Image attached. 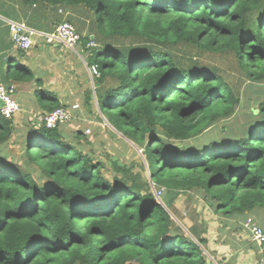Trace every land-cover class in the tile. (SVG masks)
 Listing matches in <instances>:
<instances>
[{
    "label": "trees",
    "instance_id": "1",
    "mask_svg": "<svg viewBox=\"0 0 264 264\" xmlns=\"http://www.w3.org/2000/svg\"><path fill=\"white\" fill-rule=\"evenodd\" d=\"M21 1L58 12V23H72L65 14L73 8L90 14L93 38L79 34L87 65L98 69V109L141 146L151 183L178 193L164 208L132 166L81 152V131L72 142L59 127L31 121L23 151L43 174L39 183L2 149L16 137L15 116L0 115V264H213L209 256L232 264L183 230L173 203L193 191L214 214L264 221V94L240 136L190 142L233 113L240 94L233 78L264 82V0ZM191 51L194 58L180 55ZM208 53H227L229 66L203 61ZM6 73L33 79L24 65L9 64ZM35 95L45 111L60 106L50 92Z\"/></svg>",
    "mask_w": 264,
    "mask_h": 264
},
{
    "label": "crops",
    "instance_id": "2",
    "mask_svg": "<svg viewBox=\"0 0 264 264\" xmlns=\"http://www.w3.org/2000/svg\"><path fill=\"white\" fill-rule=\"evenodd\" d=\"M68 11L69 14L66 11L65 16L72 21L82 36L93 32L90 14L81 11L80 8ZM62 18L58 12H54L45 5L43 8L29 10L24 7L21 0H0V84H13L15 87L13 96L20 107V110L14 115L15 134L21 132L23 121H35L37 114L45 112L37 101L35 95L37 89L45 90L56 96L60 106L79 104V119L85 122L86 127L92 125L94 129L99 128L100 123L94 116L96 113L94 106L87 102V96L90 95L89 99L95 97L94 84L91 82L88 65L85 61L87 52L84 51L81 44L76 47V50H71L61 42H47L42 35L51 33ZM9 20L22 21L28 28L35 29V33L32 34L34 45L29 50H19L12 44L7 25ZM90 36L93 38L92 34ZM9 64L28 67L33 79L14 81L12 78H7L6 72ZM71 124L72 122L63 123L59 128L68 141L76 142L73 137L74 132L71 137L64 132ZM188 195V199L192 200L188 206L187 213L189 215L185 212L182 213L185 221L188 220V224L186 222L178 224L190 236L198 234L206 238L208 248L218 253L217 246L209 234L212 232L208 227L211 222H206L207 219L212 218L209 214L213 215L214 212L195 192H188ZM260 223L264 226V221ZM245 235L249 240L247 234ZM209 257L211 258V256ZM212 260L214 261V259Z\"/></svg>",
    "mask_w": 264,
    "mask_h": 264
},
{
    "label": "rangeland",
    "instance_id": "3",
    "mask_svg": "<svg viewBox=\"0 0 264 264\" xmlns=\"http://www.w3.org/2000/svg\"><path fill=\"white\" fill-rule=\"evenodd\" d=\"M193 52L194 51H191V55L186 52H184L185 54L180 53V55L184 58H194L195 56ZM200 56L205 62L225 68L229 66L231 61L230 55L227 53H208V55L204 54ZM232 81L236 86L240 85L239 103L234 108L233 113L228 117L216 120L206 130L198 135L197 138L190 142L199 144L208 140L209 138H219L226 134L240 136L251 118L250 111H252L253 114H257V103L262 100V96L264 94V82L249 81L244 76L241 78L237 77V79L233 78ZM92 98L87 102L94 106L96 112L94 116L95 119L100 123L99 128L96 127L94 129L92 128V125H88L86 127L85 122L82 119L80 120L77 118L74 122H72L70 127H67L64 130V132H66L68 136L71 137L74 131L80 130L81 132H84L86 128H89L91 133L86 136L83 135L84 138L79 140V145L77 148L81 152L88 154L91 158H93L94 161H103L107 164L111 161H117L121 165L125 164L127 166H132L133 172H140L141 179L147 180L150 184L151 177L148 172H146V168L144 167L146 164V159L141 146L123 136L121 132H118L99 111L96 95ZM30 124L31 121L29 120H25V122L23 121L21 132L16 135L13 134L16 137H11V139L2 147V149L6 154L9 155L10 158L20 163L24 168H28L32 172L37 182L40 183L45 179L43 174L36 172L38 169H36L35 164L26 163L27 160L23 151L25 148L24 137L27 128L31 126ZM141 167L144 168V170ZM101 173L105 178L111 180L113 175L112 170L106 169L104 167L101 169ZM152 185L153 184L151 183L150 186ZM188 197L189 195L186 193L179 195L175 199V205H173V208L182 217V213L185 212L188 214V206H190L192 202L191 198L188 199ZM209 215L212 218L207 219L206 222H211L210 226L208 225V227L212 232L209 234L217 246L219 251L218 255L231 258L230 260L232 264H258L256 252L241 228L242 219L227 217L221 214ZM248 215L253 217L256 216L253 214ZM172 217L174 220L180 222L176 216L173 215ZM204 218L206 219V217ZM182 222H186L188 224V220L185 221L184 217ZM125 264H134V262H127Z\"/></svg>",
    "mask_w": 264,
    "mask_h": 264
},
{
    "label": "built area",
    "instance_id": "4",
    "mask_svg": "<svg viewBox=\"0 0 264 264\" xmlns=\"http://www.w3.org/2000/svg\"><path fill=\"white\" fill-rule=\"evenodd\" d=\"M10 30V40L12 44L22 51L29 50L34 41L32 34L34 30L28 28L24 23L9 20L8 22ZM47 42H61L71 50H76V47L80 44L81 35L76 30L75 26L69 21H62L58 23L51 33L42 34ZM87 46H94L93 41H89ZM91 82L93 84V78L99 75L97 66L92 64L87 66ZM15 87L13 84L3 85L0 84V115L4 118L13 117L20 107L17 101L14 99ZM80 106L77 103L69 106H58L50 111L37 114L35 121L46 128L60 127L63 123H70L79 118ZM84 135H89L91 130L86 128ZM152 193L156 200H159L162 188L151 187ZM241 228L248 235L249 241L254 243L258 247V264H264V226L261 225L256 219L247 215L241 222Z\"/></svg>",
    "mask_w": 264,
    "mask_h": 264
},
{
    "label": "water",
    "instance_id": "5",
    "mask_svg": "<svg viewBox=\"0 0 264 264\" xmlns=\"http://www.w3.org/2000/svg\"><path fill=\"white\" fill-rule=\"evenodd\" d=\"M108 163L110 164V162ZM118 165H121V164L118 162ZM177 193H178L177 191L164 189V191L161 193L160 198H159L164 208L168 207L169 203L175 198V196H177ZM211 261L212 260L208 258V262L210 263Z\"/></svg>",
    "mask_w": 264,
    "mask_h": 264
},
{
    "label": "clouds",
    "instance_id": "6",
    "mask_svg": "<svg viewBox=\"0 0 264 264\" xmlns=\"http://www.w3.org/2000/svg\"><path fill=\"white\" fill-rule=\"evenodd\" d=\"M63 106V105H62ZM65 106H67V105H65ZM86 136V135H85ZM153 186V185H152ZM155 187V186H154ZM163 191H164V189H163ZM154 196V195H153ZM155 198V197H154ZM158 203H160L161 204V202H160V200H156ZM162 205V204H161ZM163 206V205H162ZM177 221V220H176ZM178 222V221H177ZM210 258V257H209ZM212 260V259H211ZM215 263V262H214Z\"/></svg>",
    "mask_w": 264,
    "mask_h": 264
}]
</instances>
